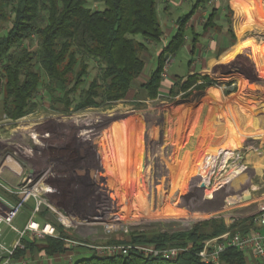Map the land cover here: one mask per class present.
Instances as JSON below:
<instances>
[{
    "label": "rangeland",
    "instance_id": "374dc122",
    "mask_svg": "<svg viewBox=\"0 0 264 264\" xmlns=\"http://www.w3.org/2000/svg\"><path fill=\"white\" fill-rule=\"evenodd\" d=\"M194 3L195 0H157L163 38L143 53L145 66L128 98L70 114L54 113L45 107L44 100L37 111L9 123L7 130H3L9 143L0 141V167L8 155L15 159L11 158L13 162L33 168L36 174L50 167L48 183L39 188L47 191L45 187H49L55 193L40 194L41 220L49 223L55 220L74 235L71 240L85 244L73 246L64 242L73 250L59 255L52 264H72L94 253L86 245L114 244L112 240L129 239L132 232L187 230L196 222L218 217L229 225L234 222L230 223L231 219H253L251 214L264 200V166L252 161L251 155L256 156L258 149H252L251 142L246 144L247 135H264V66L254 59L260 50L264 51V0H211L197 11L200 14L197 23H200L211 8L218 7L214 19L218 30L211 29L216 46L224 45V38L231 33L234 36L225 56L237 55L225 62V56L222 60L218 58L216 65L211 66L209 77L215 83L207 87L219 89L218 99H211L207 90L196 111L188 105L178 112V104L198 101L204 94L193 85L181 89L186 79L183 77L173 88L171 97L160 92L154 99L133 100L139 82L147 81L154 69L157 50L174 32L171 28L165 33V29L175 24L178 16L188 13ZM245 5H249L243 9L248 11L247 29L245 24L241 28L239 22L240 10ZM89 6L101 9L103 4L89 3ZM203 43L208 42L203 39ZM183 52L182 49L171 55L169 77L188 70ZM95 71L91 65L87 81ZM165 78L166 71L162 79ZM231 89L234 91L225 94ZM20 129L35 132L37 136L46 133L39 138L43 148L30 149L31 154L25 157L17 149ZM199 129L200 135L205 132L206 137L200 138L198 149H183L185 130L187 144ZM215 136L216 146H204L207 138ZM93 144L100 149L98 152ZM246 145L249 149L244 148ZM237 167L241 173L226 180ZM2 170L0 178L13 185L12 189L34 193L39 177L23 184L20 176L13 175L6 167ZM95 173L98 178L93 176ZM239 182L241 194L231 201L233 186ZM212 188L217 189V196L207 197ZM22 208L17 217L23 221L26 216ZM62 220L69 222L65 225ZM4 227L7 226L2 225L3 236ZM245 257L250 263L255 260L246 253Z\"/></svg>",
    "mask_w": 264,
    "mask_h": 264
},
{
    "label": "trees",
    "instance_id": "16d2710c",
    "mask_svg": "<svg viewBox=\"0 0 264 264\" xmlns=\"http://www.w3.org/2000/svg\"><path fill=\"white\" fill-rule=\"evenodd\" d=\"M210 1L195 0L188 13L176 18L174 33L157 50L155 67L147 81L139 82L134 101L154 99L159 95L167 56L185 50L186 45H189L188 53L193 56L200 49V38L211 29L218 30L214 21L218 7L211 8L204 20L197 23L198 9ZM89 3H102L103 7L92 9ZM247 8L249 5L239 12L240 27L245 24V29L249 28L245 19L248 11L243 10ZM226 9H229L228 5ZM253 19L254 16L252 22ZM0 31V118L12 121L34 113L44 100L45 107L54 113L70 114L90 107L109 106L128 98L134 91L133 83L145 66L143 53L161 42L164 34L157 14V0H0ZM224 39L226 43L219 46H216V39H212L215 55L234 43L232 33ZM225 55V52L221 54V60ZM235 55L225 56L223 62ZM254 59L264 66V51L260 50ZM189 64L190 60L187 66ZM91 65L96 71L87 81ZM182 78L173 76L166 90L167 96L174 95L173 88L180 84ZM213 83L215 81L208 75L193 73L186 75L181 89L186 90L193 85L196 91L202 92ZM207 90L211 99L219 98L218 88ZM232 91L227 90L225 94ZM186 94L189 95V91ZM50 222L62 237L70 239L74 236L55 220ZM252 226V217L236 219L229 226L218 217L196 222L187 230L155 231L151 234L132 232L129 239L112 242L156 244L158 247L190 243L191 249L172 260L145 256L134 249L126 255L115 256H98L94 252L72 264H204L196 255L203 239L235 227L243 233L249 232ZM21 242L23 248L14 252L17 259L27 257L26 251L33 247L47 257L73 250L61 238L50 236L39 241L24 238ZM217 264L250 263L243 252L227 249L219 255Z\"/></svg>",
    "mask_w": 264,
    "mask_h": 264
},
{
    "label": "built area",
    "instance_id": "2783aa9c",
    "mask_svg": "<svg viewBox=\"0 0 264 264\" xmlns=\"http://www.w3.org/2000/svg\"><path fill=\"white\" fill-rule=\"evenodd\" d=\"M172 59L171 55L165 58L163 72L161 74L162 77L165 76V71L172 62ZM17 166L18 169H14L5 164L4 161L1 164V167H6L11 172L19 175L21 166L18 163ZM0 187L17 195V200L14 203L7 202V200L0 195V264H27L29 262L28 258L17 259L14 257L15 250L17 248H23L21 240L24 238L29 241H39L46 236H50L61 238L64 242L70 243L73 246L75 244L85 246V244L81 242L62 237L56 228L48 221H37L35 217L39 203L36 204L31 216L27 219L25 224L21 228H18L13 222L20 209L23 207L29 193L26 192L25 189H9L1 181ZM251 215L253 216V226L249 232L243 233L235 227L219 235L203 240L200 249L196 252L198 259L204 264H217L219 255L227 249H235L244 254H249L253 259H264V200L257 205L256 210ZM229 221L232 223L234 219ZM3 224L15 234L12 243L8 244L4 240L2 233ZM226 225L229 226V223L226 222ZM86 246L93 249L98 256L126 255L131 249H134L145 256L159 257L168 260L175 259L181 253L190 251L191 249L190 243H185L184 245H168L165 247H158L156 244L119 243Z\"/></svg>",
    "mask_w": 264,
    "mask_h": 264
},
{
    "label": "crops",
    "instance_id": "0c3cea01",
    "mask_svg": "<svg viewBox=\"0 0 264 264\" xmlns=\"http://www.w3.org/2000/svg\"><path fill=\"white\" fill-rule=\"evenodd\" d=\"M192 20H190V22ZM171 28H173V30L175 31L176 24H173V25L171 24L170 28H166L165 29V33H169ZM211 35L212 34L210 32V33L205 34V36L200 38L201 44H198V48H200V49L197 51V54L195 56L194 55L191 56L188 53L189 45L184 46L185 50H183L184 51L183 52V56L186 58L187 62L190 60V64H189V66H187L188 70L185 73H183V72H181L180 74L174 73V74L170 75V77H169V75L167 74V69H166V78L163 79V82H162L163 85H162L161 92H166L167 88L169 87V85L173 81V76L174 75H178V76H181V77H186V75H190V74H193V73H198V74H206V75L210 76V72H211V69H212L211 66L216 65V63L218 62L217 59L220 58L221 54L224 53L225 51H227L232 46V45L229 46L227 49L223 50L218 55H215V44L213 43L214 41H211L213 39ZM188 38L189 37H187V39ZM203 39H205L206 42H208L207 45H205L206 43H203ZM211 42H212V44H211ZM203 44H204V46H201ZM208 88H210V87H207V88H205L203 90L204 94L202 95V97L199 98L198 101L191 100V101H188V102H184V103L178 104L177 105L178 112L184 110L185 106H188V105L189 106H193V108H194L193 111H196V109L199 106V102L202 101V98L205 95V92L207 91ZM207 101L208 100H206V102ZM225 105L228 106L227 103H225ZM22 118H25V116L22 117ZM12 122H13L12 120H8L7 118H4V117L0 118V141H5L6 144L9 143V138L6 136V134H5V132L3 130H7L8 124L12 123ZM200 129L202 131V128H200ZM200 129L196 133H194V135H192V137L190 138V140H189V142L187 144H185V141H186V130H185V132L183 134V140H182L183 149H186V148L187 149H198V146L200 144V143L198 144V142H200V138L202 136L206 137L205 134H204L205 132L203 133L202 136L200 135V133H201ZM31 133L32 132H29L26 129H20L19 130V134H18L19 137H18V140H17V149H20L21 153L25 157H28L31 154V150L30 149H42L43 146H44V145H42L40 143L39 138H40V136L43 137L44 135H46V133H42L41 135L39 134L38 136L35 134V132H33L32 134ZM34 135H36V137H34ZM249 142L252 143V149H258L257 150L258 153H257L256 156L251 155L252 161H254L255 163H257L259 165L264 166V135H260V134L247 135L246 144L249 143ZM217 143H218V140H217L216 136L215 137H209V138L206 139V141L204 143V146H207L208 144H210V146H216ZM220 143H221V141H220ZM93 147L95 148L94 150L96 152H98L100 150V149H96L97 148L96 145H94ZM244 148L245 149H249L248 145H246ZM9 157L14 159L10 155H8L6 157V159L9 158ZM5 160H4V163H5ZM16 163H18V162H16ZM19 165L21 166V171H20L19 175L11 172L9 169H8V171L10 173H12L13 175L20 176L19 177L20 181H22L23 184L26 181H28L29 179H35L36 177H39L37 179V182H36L35 186H34V193L30 194L26 198V200H25V202L23 204L22 214H24L26 216L25 219L22 221L19 218V216L18 217L16 216L15 219H14L15 225L18 228H21L25 224L27 219L31 216V213H32L33 209L35 208L36 204L40 202L39 201V199H41L40 198V194L41 193L44 194V195L45 194H53V193H55V191H53L54 189H49L47 191H43L42 188H39V186L41 184L48 183V182H46V178L48 176V172H49L50 167L47 166L41 171V173L36 174V173H34V169L33 168L27 167L24 163L19 164ZM2 169H3V167H0V176L4 172ZM23 169H26V173L25 174H23ZM93 176L98 178V174L96 175V173L93 174ZM0 181L9 189L13 187V185H10L9 182L8 183L4 182V180H2L1 178H0ZM0 195L4 199H6L7 202H9V203H14L17 200V195L16 194L10 193V192L6 191L5 189H3L2 187H0ZM39 205L40 204H38V211H37V214H36L35 218L39 222H44L46 220H43V219L41 220L40 213H39ZM61 222L63 224H65V225H67V223L69 221L66 222V221L62 220ZM3 231H4V236L3 237H4L5 242L8 243V244L12 243L14 238H15V234L13 232H11L8 228H5V227L3 228ZM79 250L80 249H74L75 252L76 251L78 252ZM25 255L27 257H24V258H28L29 259V262L27 264H52V261L53 260H57L58 259L57 257L59 256V255H56L54 257H47L45 255H42V252H40L37 247H33L31 251L30 250L26 251ZM250 264H264V259L257 260V261H256V259L252 260Z\"/></svg>",
    "mask_w": 264,
    "mask_h": 264
},
{
    "label": "bare ground",
    "instance_id": "6f19581e",
    "mask_svg": "<svg viewBox=\"0 0 264 264\" xmlns=\"http://www.w3.org/2000/svg\"><path fill=\"white\" fill-rule=\"evenodd\" d=\"M238 9H241V8H238ZM239 13V12H238ZM34 137H36V135H34ZM226 153H229V152H226ZM209 159L207 156L205 157V159ZM5 163L7 164V165H9V166H11L12 168H14V169H18V166H17V164H16V162H13L12 160H11V158L9 157V158H7L6 160H5ZM194 166V165H193ZM4 171V170H3ZM231 173L228 175V177L226 178L225 177V179L227 180V179H232L233 177H236L237 176V174H240L241 173V169L240 168H234L232 171H230ZM9 174V173H8ZM5 175V174H4ZM224 179V178H223ZM225 180V181H226ZM224 181V182H225ZM222 184V183H221ZM240 185H242V183L241 182H239V183H237L235 186H233V193L231 194V196H232V198L230 199L231 201L232 200H236V199H238V196L241 194V192H240ZM222 186V185H221ZM48 188V189H47ZM45 189L46 190H49V189H52V188H49V187H45ZM219 189V188H218ZM217 194H218V192H217V189H215V188H212V189H210L209 191H208V193H207V197H216L217 196ZM243 194V193H242ZM64 219H66V218H64Z\"/></svg>",
    "mask_w": 264,
    "mask_h": 264
}]
</instances>
